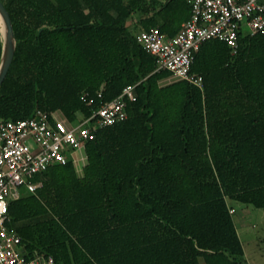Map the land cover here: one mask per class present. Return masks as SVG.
Here are the masks:
<instances>
[{
	"label": "trees",
	"instance_id": "16d2710c",
	"mask_svg": "<svg viewBox=\"0 0 264 264\" xmlns=\"http://www.w3.org/2000/svg\"><path fill=\"white\" fill-rule=\"evenodd\" d=\"M15 56L0 118L36 109L70 121L134 86L128 119L86 145L87 165H56L9 209L29 258L56 264H245L229 202L264 211V34L196 54L204 88L157 72L135 32L173 38L188 0H1ZM139 17L138 22L135 21ZM2 44L0 43V64ZM172 79L170 83L163 84ZM102 93V98L98 94Z\"/></svg>",
	"mask_w": 264,
	"mask_h": 264
},
{
	"label": "built area",
	"instance_id": "2783aa9c",
	"mask_svg": "<svg viewBox=\"0 0 264 264\" xmlns=\"http://www.w3.org/2000/svg\"><path fill=\"white\" fill-rule=\"evenodd\" d=\"M190 18L173 38L158 28L138 29L137 42L156 60L157 72L168 71L174 79L201 90L203 78L192 73L195 56L210 41L226 44L235 53L241 35L264 34V0H188ZM134 86L109 103L92 108L89 117L70 121L59 112L36 109L27 119L0 118V264H56L51 256L29 258L28 244L9 227L11 204L21 197L20 189L35 193L42 187L36 177L48 169L87 161L86 145L100 130L128 119V104L137 99ZM102 98V93L98 94ZM231 213H233L231 211Z\"/></svg>",
	"mask_w": 264,
	"mask_h": 264
},
{
	"label": "rangeland",
	"instance_id": "374dc122",
	"mask_svg": "<svg viewBox=\"0 0 264 264\" xmlns=\"http://www.w3.org/2000/svg\"><path fill=\"white\" fill-rule=\"evenodd\" d=\"M138 20L139 17L137 16L135 21L138 22ZM0 43L3 48L4 37L2 32H0ZM171 81L172 79H169L163 84ZM86 165L87 161L85 164L81 162L75 166L76 171L81 175ZM25 192V188L20 189L21 195ZM231 204L237 209L234 219L237 220L238 230L247 256V259L244 258L245 264H264V211L238 202ZM241 217L244 218L242 225L238 222Z\"/></svg>",
	"mask_w": 264,
	"mask_h": 264
},
{
	"label": "water",
	"instance_id": "95a60500",
	"mask_svg": "<svg viewBox=\"0 0 264 264\" xmlns=\"http://www.w3.org/2000/svg\"><path fill=\"white\" fill-rule=\"evenodd\" d=\"M0 19L3 21L6 33L4 34V43L2 51V60L0 64V88L3 85L10 67L12 65L15 49H16V39L14 35V29L12 20L9 12L5 8L4 4L0 0Z\"/></svg>",
	"mask_w": 264,
	"mask_h": 264
},
{
	"label": "crops",
	"instance_id": "0c3cea01",
	"mask_svg": "<svg viewBox=\"0 0 264 264\" xmlns=\"http://www.w3.org/2000/svg\"><path fill=\"white\" fill-rule=\"evenodd\" d=\"M2 51H3V48H2ZM231 203H233V201H230L229 202V206H230V208H231V211L233 212V217L237 214V209L236 208H234V206L231 204ZM234 221H235V225H236V228H237V231H238V234H239V237H240V233H239V230H238V225H237V220H235L234 219ZM238 222L242 225V224H244V218H240V219H238ZM240 239H241V237H240ZM242 241V240H241ZM242 244H243V242H242ZM244 247V246H243ZM245 251V250H244ZM244 258H246L247 259V256H246V252H245V257Z\"/></svg>",
	"mask_w": 264,
	"mask_h": 264
},
{
	"label": "bare ground",
	"instance_id": "6f19581e",
	"mask_svg": "<svg viewBox=\"0 0 264 264\" xmlns=\"http://www.w3.org/2000/svg\"><path fill=\"white\" fill-rule=\"evenodd\" d=\"M0 22H2V27H3L2 34L4 36V34L6 33V29H5L4 23H3V21L1 19H0Z\"/></svg>",
	"mask_w": 264,
	"mask_h": 264
},
{
	"label": "snow or ice",
	"instance_id": "6c2138e0",
	"mask_svg": "<svg viewBox=\"0 0 264 264\" xmlns=\"http://www.w3.org/2000/svg\"><path fill=\"white\" fill-rule=\"evenodd\" d=\"M3 31L2 22H0V32Z\"/></svg>",
	"mask_w": 264,
	"mask_h": 264
}]
</instances>
